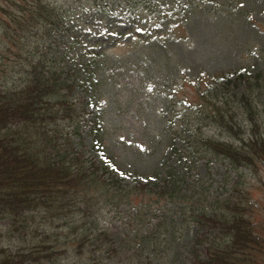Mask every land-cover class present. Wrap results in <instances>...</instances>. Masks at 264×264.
I'll return each mask as SVG.
<instances>
[{
	"label": "trees",
	"instance_id": "16d2710c",
	"mask_svg": "<svg viewBox=\"0 0 264 264\" xmlns=\"http://www.w3.org/2000/svg\"><path fill=\"white\" fill-rule=\"evenodd\" d=\"M57 1L0 0V264H141L146 251L154 264H264L252 195L264 187V54L252 66L189 79L197 102L171 146L175 167L157 173L160 187L149 184L160 190L154 207L139 209L133 197L143 187L124 185L129 174L104 151L101 96L112 78L120 88L123 68L72 34L74 20L60 16L65 5ZM67 1L131 21L124 46L140 50L129 62L155 65L152 47L179 41V18L187 21L207 0ZM58 36L62 55L53 50ZM84 97L96 122L86 120ZM87 129L98 156L88 149ZM203 159L224 163L230 176L220 193L189 177ZM122 205L137 218L135 227L125 222L127 237L109 220L116 213L123 221ZM163 208L167 224L158 220ZM161 238H169V251H150ZM138 241L148 250H137Z\"/></svg>",
	"mask_w": 264,
	"mask_h": 264
},
{
	"label": "rangeland",
	"instance_id": "374dc122",
	"mask_svg": "<svg viewBox=\"0 0 264 264\" xmlns=\"http://www.w3.org/2000/svg\"><path fill=\"white\" fill-rule=\"evenodd\" d=\"M57 2L65 5L60 16L65 21L70 18L74 20L72 34L86 42L85 46L94 48L96 53H105L111 61H118L123 68L124 76L117 79L120 88L112 86L116 82L112 78L111 82L106 83L107 90L101 96L106 101L103 126L106 128L104 138L107 147L104 151L115 156L113 163L120 172L129 174L124 179V185L132 189L143 187L134 195L133 204L139 209L153 208L160 190L152 191L153 187L149 184L155 183L157 173L165 171L167 166L175 167L176 156L171 146L180 143L182 133L179 125L189 122L190 110L197 102L189 79L202 74L233 72L252 66L259 60L257 57L264 54V0H207L205 5L193 11L187 21L179 18L183 25L182 30L176 32L179 41L152 47L160 58L155 65L146 59L140 61L139 65L129 62L140 50L124 46L132 40L130 33L135 27L131 21L113 16V12L107 15L86 13L81 9V4L67 0ZM82 5L89 10L87 2ZM112 7H115V12L117 7L115 4ZM61 38L58 36V43L53 45V50L60 55L66 53L65 41L59 42ZM118 42L122 46L117 45ZM77 50L78 47L73 48L65 62L71 61ZM84 102L82 107L88 108L86 120L96 122L97 114L90 106V99L84 97ZM88 131L84 134L86 144L93 153L96 152L92 151L94 139ZM94 155L98 156V153ZM88 156L93 158V154ZM207 161L200 160L189 177L200 181L205 189H209V193H220L222 184L227 182L230 175L226 173L224 163ZM120 172L117 173L119 177ZM134 178L137 183H134ZM181 188L185 191V187ZM260 188L255 186L252 191L259 203L254 218L257 227L264 229V187ZM120 210L124 222L116 221L119 219L116 213L109 215V220L113 218L115 230L127 237L125 222H132L135 227L137 218L130 216L129 207L125 205ZM159 215L158 220L166 224L171 217L167 208L161 209ZM193 232H196L195 229ZM160 234L161 231L154 240L160 238ZM168 240L161 238L162 244L149 250L158 251V254L169 251ZM132 245L137 250H148L146 243L140 241L137 244L132 242ZM146 256L141 264H154L149 259V251L143 255ZM63 264L75 263L66 261Z\"/></svg>",
	"mask_w": 264,
	"mask_h": 264
}]
</instances>
